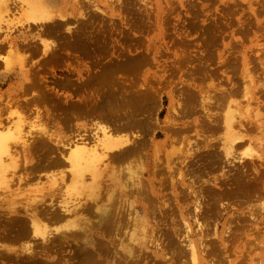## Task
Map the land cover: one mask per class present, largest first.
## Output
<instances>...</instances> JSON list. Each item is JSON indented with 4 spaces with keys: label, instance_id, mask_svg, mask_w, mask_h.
<instances>
[{
    "label": "rangeland",
    "instance_id": "rangeland-1",
    "mask_svg": "<svg viewBox=\"0 0 264 264\" xmlns=\"http://www.w3.org/2000/svg\"><path fill=\"white\" fill-rule=\"evenodd\" d=\"M25 1L0 0V61L14 64L0 63V123L15 135L0 187V264L33 261L23 252L21 220L7 219L11 202L30 195L70 210L52 227L62 237L50 248L59 264L130 262L119 247L132 232L128 213L111 232L98 228L93 240L68 228L85 227L94 215L90 180L85 173L76 184L59 157L96 122L118 126L119 139L141 127L159 141L167 128L180 132L169 150L192 152L182 177L202 211L197 230L188 221L195 264H264V0H37L48 15L42 20L24 16ZM7 33L15 45L3 40ZM227 114L248 123L228 167L218 147ZM165 193L172 214L177 207ZM100 194L95 204L112 203ZM166 216L156 232L167 263L149 255L134 264H193L189 248L177 244L182 230Z\"/></svg>",
    "mask_w": 264,
    "mask_h": 264
},
{
    "label": "bare ground",
    "instance_id": "bare-ground-1",
    "mask_svg": "<svg viewBox=\"0 0 264 264\" xmlns=\"http://www.w3.org/2000/svg\"><path fill=\"white\" fill-rule=\"evenodd\" d=\"M20 10H22L21 12L24 13V16H27L28 19L42 20L48 17L46 11L43 10L40 4H38L37 0H26ZM7 36L8 33L4 35L3 40L8 44L15 45V42H11V40L9 41ZM2 60L3 61H0V63H2L3 67L8 68L9 66H14V64L9 62V60ZM227 115L225 116L222 124L224 132L221 134L222 137L218 139V147H220L221 150V159L222 161L224 159L223 163H225V165L228 164V167L229 164L232 165L231 163L234 162L232 155H234L233 152L235 147L239 143L242 144L240 141V139H242L241 136L246 135H240L239 132L242 131V129H245V126L248 123L246 122L247 124H245V122L241 119L235 120L237 118H235L233 114ZM207 116L209 115L207 114ZM168 121L169 120L167 118L165 123ZM254 123L255 122L252 124ZM7 124L2 127L3 124L0 123V187L2 185L6 186L4 174L10 167L9 162L11 158L9 157H11V149L15 146L14 143H9L10 139H15V135L12 133L13 126L11 127L9 123ZM93 125H95V127L88 132L86 130V132H82L83 130L81 129L82 133H79L80 131L78 132L77 136L73 138L72 144H70L71 146L68 147L66 153L63 155L61 154L59 157V159L62 157V160L60 159L62 161L61 163H63V165L65 164V166L67 165L69 168V172L76 184H78V181L85 176V173H88L86 174L88 175L87 179L90 180V183L88 184L89 186L87 185L89 188L87 193L89 197V204L87 205V208L90 210L91 214L93 213L94 215L93 217H90L91 219L89 218L90 220L87 223V226L78 227L69 225L68 228L72 227L78 229L77 231H79V229L82 231L84 230L85 233L92 235L91 240H93L94 237H98V228L103 229L101 232H105L106 230L111 232L112 229H115L114 227L117 226V223H115L114 220L118 219V216L121 213H128L127 215L129 218L131 217V220L128 221L127 225H131L132 232H130L129 237H127L128 242H125L126 245L123 246L120 242L119 246L127 253L126 257H130V262L124 264H134L137 259H144L149 255L159 257L161 260L164 259L167 263V259H165V248L162 247V244H160L159 241L161 238L159 240V235L156 230H160V224L158 223L162 221L164 217H167L166 215H170L171 217L168 218L169 227L174 230H182L177 237V244L179 247L181 246V249L189 248V255L193 264H195L197 259L195 256L193 241L188 234L189 230H191V225L188 221H192V223L196 226L194 229L197 230L202 211L196 194L197 190L191 187L192 182L190 179V185L184 184V179L182 177V174H184V172L187 173L186 171L189 168L190 163H192V158H190V154L192 152L190 149H186L182 152H176V154L174 153L173 155L172 151L169 150V146L173 143L172 141L174 138V135L172 134H178L180 132L167 128L164 132L163 140L159 141L154 139V130H151V136L149 135V139L145 138V132L143 133L142 131L144 129L141 127V132L133 134L131 138L119 139L117 135H115L116 132L120 130L118 126L111 127L109 123L103 124V122H96ZM180 136L176 137L180 139ZM17 138H21L19 131L16 135V139ZM15 141L17 142L18 140ZM19 143L20 142H18V144ZM188 147L189 146H186L184 148ZM55 154H57V152ZM130 155H135L134 157L136 158V161L134 162L135 164L132 166L133 169L129 166V159L134 157L131 156L127 160L128 163H126L125 160ZM100 159V165H97V163H99L98 160ZM123 161L125 163H123ZM116 162H122V164L119 165L120 163L116 164ZM54 165L55 163L53 162V166ZM225 165H221V170L225 168ZM48 167H50V165ZM59 167L61 168V166ZM104 172H108V174ZM7 175L8 174L6 173V176ZM102 175L106 177H103V182L101 181ZM85 178L86 177H84V179ZM81 183L83 184L82 179ZM101 188L104 189V192L101 191ZM167 191L172 194V200L177 207V211H174L172 214H169L171 208L168 203V199L165 197V192ZM99 194H103L104 203L109 201L110 197L113 205H111L112 203L107 206L104 204H100V206L99 204H95V199ZM30 196L21 198L20 202H11L10 205L12 206L11 208H7V210L9 209L8 214H12L14 217L7 219H13L15 221L21 220V230H23L22 236L26 238L23 245V252L26 253L27 258H32L33 261L30 264H59L56 258L52 255L50 248L55 247L58 239L62 237L58 235L57 229L54 228L55 230H53L52 227L53 223L58 218L66 216L70 210L65 205L56 208L54 207V204H51V202L46 203V201L41 198ZM131 197L136 198L137 200H133ZM225 208V206L222 207V209ZM19 216L21 217L20 219ZM175 217L178 218V221L173 222ZM77 231L69 234H72L73 238L78 237L79 233ZM64 234L69 237L67 232ZM87 236L86 239L89 237ZM65 237L63 236V238ZM26 264H29V261H27Z\"/></svg>",
    "mask_w": 264,
    "mask_h": 264
}]
</instances>
